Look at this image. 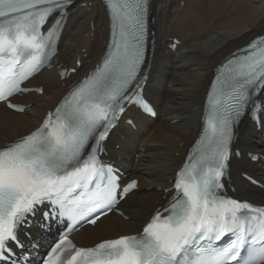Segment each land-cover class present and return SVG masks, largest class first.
Returning a JSON list of instances; mask_svg holds the SVG:
<instances>
[{
    "label": "snow or ice",
    "instance_id": "obj_1",
    "mask_svg": "<svg viewBox=\"0 0 264 264\" xmlns=\"http://www.w3.org/2000/svg\"><path fill=\"white\" fill-rule=\"evenodd\" d=\"M74 4L0 0V103L23 112L18 96L43 93L28 82L52 63ZM105 7L111 31L102 61L38 127L0 145V264H264V207L221 192L236 128L254 109L264 115V36L237 49L214 75L202 132L173 187L161 189L170 193L165 206L142 231L91 247L70 238V227L119 212L137 189V180L122 182L118 168L101 157L130 106L151 112L143 95L147 0H105ZM37 212L47 227L63 228L38 260L26 255L22 231Z\"/></svg>",
    "mask_w": 264,
    "mask_h": 264
},
{
    "label": "bare ground",
    "instance_id": "obj_2",
    "mask_svg": "<svg viewBox=\"0 0 264 264\" xmlns=\"http://www.w3.org/2000/svg\"><path fill=\"white\" fill-rule=\"evenodd\" d=\"M83 1L87 3L85 6L79 4ZM80 2L71 9L57 55V64L71 67L78 56L81 58L82 66L73 76L75 80L103 54L108 35L101 1ZM152 14L156 40L145 94L154 101L159 114L156 119H148L131 108L136 130L121 121L108 139L113 159L123 164L131 177L139 178V188L123 201V209L130 218L126 220L115 213L102 217L94 227L78 233L84 238L83 244L136 231L154 207L163 203L159 188L168 185V179L198 133L202 103L213 69L235 48L264 29V0H153ZM170 37L181 40L175 51L168 47ZM33 83L43 85L44 92L21 99L31 104L24 113L0 104V145L32 130L67 90L54 70L42 71ZM237 146L244 153L264 149L260 133L248 120L240 125ZM136 153L140 154L138 159ZM233 163L239 169L264 176L245 154ZM234 179L237 195L261 200L263 191L246 187L247 183L237 172Z\"/></svg>",
    "mask_w": 264,
    "mask_h": 264
}]
</instances>
